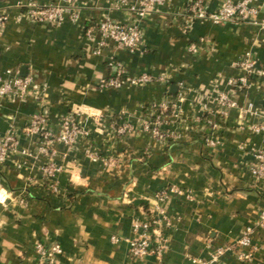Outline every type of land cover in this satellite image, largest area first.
Masks as SVG:
<instances>
[{
    "label": "crops",
    "instance_id": "crops-1",
    "mask_svg": "<svg viewBox=\"0 0 264 264\" xmlns=\"http://www.w3.org/2000/svg\"><path fill=\"white\" fill-rule=\"evenodd\" d=\"M51 1L59 2L0 0V14L8 16L0 26V77L9 70L20 75L26 67L36 86L23 102L0 97V133L14 131L20 142L0 166V264H41L38 246L53 244L64 250L56 264H191L214 248L233 247L264 211V179L252 175L256 154L264 150V133L254 131L264 126V0L249 22L221 25L192 19L190 6L200 2L216 11L227 0H167L143 20L139 51L109 42L102 55L95 54L99 33L88 37L84 27L106 17L127 23L135 15L112 8L108 0H75L78 23L39 25L25 15L26 5ZM247 52L257 61L256 73L238 90L230 81L243 75ZM112 61L126 78L149 74L152 82L101 88L116 72ZM222 93L238 103L226 117L214 101ZM168 102L181 119L167 122L168 138L161 140L143 123ZM36 113L46 116L45 128L54 134L67 114L88 132L72 149L49 148L65 168L55 177L59 193L44 175L49 158L41 154L40 136L28 133ZM123 121L134 131L119 135ZM209 138L220 143L209 147ZM173 187L190 191L193 199L170 197L174 226H156L168 238L162 261L131 259L127 240L135 236L133 220L150 217L155 194ZM253 244L252 262L239 261L229 250L224 264H264L263 231L255 230Z\"/></svg>",
    "mask_w": 264,
    "mask_h": 264
},
{
    "label": "built area",
    "instance_id": "built-area-1",
    "mask_svg": "<svg viewBox=\"0 0 264 264\" xmlns=\"http://www.w3.org/2000/svg\"><path fill=\"white\" fill-rule=\"evenodd\" d=\"M98 1V0H92ZM111 7L115 9H127L132 12L135 17L127 23H119L110 17L103 18L102 21L90 27H84L86 36L91 37L97 31L101 37V42L95 49L96 55H102L104 47L113 42L116 48L135 53L142 47V22L152 12L159 7L164 6L167 0H108ZM259 0H227L223 7L216 11H209L202 3L195 2L190 6L192 19L208 21L214 25L227 23H247L260 14L258 6ZM75 0H59L58 3L51 1L46 4H28L25 6V15L34 23L39 25L54 24L61 25L67 20L72 23H78L80 14L74 6ZM8 20V16L0 14V26L4 27ZM194 50V49H193ZM257 61L253 58L251 52H247L240 64L243 75L230 81V84L238 90H244L249 84V76L256 73ZM110 66L115 69L113 77L101 81L100 87L103 89L120 88L129 83L134 86L147 85L152 82V76L142 74L126 78L120 66L115 62H110ZM260 75V74H259ZM36 90V86L31 77H21L18 73L7 71L6 77H0V97L11 98L18 101H25ZM216 106L219 108L221 117H226L229 112L238 107L236 100L229 94L222 93L214 98ZM252 104L248 105V111L252 110ZM205 111L208 113L206 107ZM170 114V115H169ZM181 119V112L175 104L171 102L163 104L156 115L146 119L143 128L149 131L154 137L166 140L164 126L169 120ZM47 118L42 113L34 114L27 127L30 135H38L42 140L41 154L48 156L49 161L43 168L44 175L48 181L50 189L54 193H59L60 189L55 180L57 174L64 171V166L58 164L50 154L49 148L54 144H62L69 149L76 146L78 139L88 135V132L82 127V123L77 120L74 115H64L60 118V132L54 134L45 128ZM214 129H219V123H212ZM116 131L119 135H126L134 131V127L129 122H121ZM255 132L264 133V126L254 128ZM220 142L217 139L209 138L206 144L209 147H217ZM19 138L10 131L3 135L0 133V166L4 165L10 154L19 146ZM22 155L27 158L32 157L29 150H23ZM92 160H97L95 154H90ZM257 164L252 169V175L256 180L264 179V150L256 154ZM171 196L185 198L187 201L193 199L190 191H184L180 188L173 187L170 189L160 190L155 194V203L150 210V217L146 219L135 218L132 222V230L134 238L127 240L129 246V256L133 260L143 261L149 257H153L158 261H162L166 251L168 250V238L156 226L163 225L167 229L174 226V220L168 212V201ZM264 232V211L261 213L257 226L255 228H247L242 232L233 247L214 248L206 259L193 258L191 264H224L223 258L227 251L235 252L239 261L250 263L253 261L257 247L253 244V234L255 230ZM112 242L119 243L120 239L112 238ZM37 252L41 258V264H56L57 259L64 254L61 245L53 244L49 246H38Z\"/></svg>",
    "mask_w": 264,
    "mask_h": 264
},
{
    "label": "water",
    "instance_id": "water-1",
    "mask_svg": "<svg viewBox=\"0 0 264 264\" xmlns=\"http://www.w3.org/2000/svg\"><path fill=\"white\" fill-rule=\"evenodd\" d=\"M20 76L21 77H26L27 76V68L26 67L22 68V72H21ZM175 88L173 87L172 90H174Z\"/></svg>",
    "mask_w": 264,
    "mask_h": 264
}]
</instances>
